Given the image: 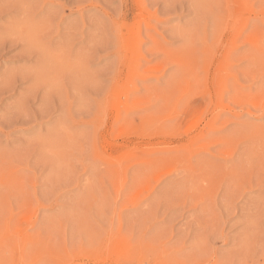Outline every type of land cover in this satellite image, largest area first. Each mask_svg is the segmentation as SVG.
Listing matches in <instances>:
<instances>
[{"label":"rangeland","instance_id":"rangeland-1","mask_svg":"<svg viewBox=\"0 0 264 264\" xmlns=\"http://www.w3.org/2000/svg\"><path fill=\"white\" fill-rule=\"evenodd\" d=\"M0 264H264V0H0Z\"/></svg>","mask_w":264,"mask_h":264},{"label":"bare ground","instance_id":"bare-ground-1","mask_svg":"<svg viewBox=\"0 0 264 264\" xmlns=\"http://www.w3.org/2000/svg\"><path fill=\"white\" fill-rule=\"evenodd\" d=\"M231 13V12H230Z\"/></svg>","mask_w":264,"mask_h":264}]
</instances>
